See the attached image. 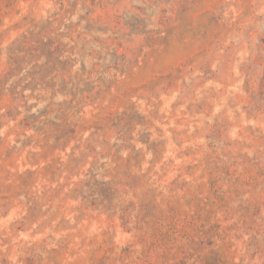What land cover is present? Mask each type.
<instances>
[{
    "label": "rangeland",
    "instance_id": "1",
    "mask_svg": "<svg viewBox=\"0 0 264 264\" xmlns=\"http://www.w3.org/2000/svg\"><path fill=\"white\" fill-rule=\"evenodd\" d=\"M0 264H264V0H0Z\"/></svg>",
    "mask_w": 264,
    "mask_h": 264
}]
</instances>
